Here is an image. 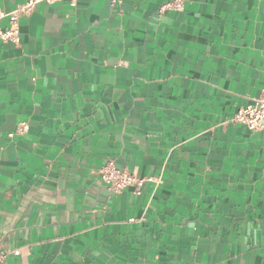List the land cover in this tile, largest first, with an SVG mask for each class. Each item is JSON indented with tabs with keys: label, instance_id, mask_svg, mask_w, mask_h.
I'll return each instance as SVG.
<instances>
[{
	"label": "crops",
	"instance_id": "1",
	"mask_svg": "<svg viewBox=\"0 0 264 264\" xmlns=\"http://www.w3.org/2000/svg\"><path fill=\"white\" fill-rule=\"evenodd\" d=\"M168 1H42L0 38L8 264H264V129L232 120L264 90V0ZM111 159L155 179L115 191Z\"/></svg>",
	"mask_w": 264,
	"mask_h": 264
},
{
	"label": "built area",
	"instance_id": "2",
	"mask_svg": "<svg viewBox=\"0 0 264 264\" xmlns=\"http://www.w3.org/2000/svg\"><path fill=\"white\" fill-rule=\"evenodd\" d=\"M53 3L59 0H25L17 4L15 7L4 10L0 9V38L6 41L19 42L21 22L20 18L23 14H29L39 2ZM71 4L76 5L78 0H69ZM121 0H111L117 3ZM186 0H169L167 6L176 10H183ZM233 121L240 122L248 126L252 130L264 129V90L254 98L239 107L235 112ZM29 128L27 121H21L17 129L10 132L12 136L15 133H24ZM102 179L115 191H121L127 187H133L135 192L141 193L143 184L148 180H154L153 175H140L137 172L130 170L127 167L121 168L111 159L103 164L100 168ZM14 253H19V249L13 250ZM10 251L0 252V264H8V256Z\"/></svg>",
	"mask_w": 264,
	"mask_h": 264
}]
</instances>
